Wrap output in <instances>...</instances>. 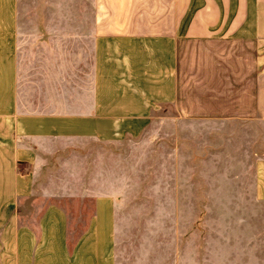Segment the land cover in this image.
Listing matches in <instances>:
<instances>
[{"label": "crops", "instance_id": "1", "mask_svg": "<svg viewBox=\"0 0 264 264\" xmlns=\"http://www.w3.org/2000/svg\"><path fill=\"white\" fill-rule=\"evenodd\" d=\"M91 1L90 21L56 32L43 8L27 31L19 0H0V264H164L132 239L139 227L126 224L118 179L94 182L95 209L75 232L72 214L55 202L75 196L71 183L37 181L59 140H119L161 104H172L174 116L264 119V0ZM57 40L94 43L95 83L87 93L67 78L60 99L42 87L29 110L26 43ZM101 74L120 90L111 102ZM38 192L48 203L30 219L24 208Z\"/></svg>", "mask_w": 264, "mask_h": 264}, {"label": "rangeland", "instance_id": "2", "mask_svg": "<svg viewBox=\"0 0 264 264\" xmlns=\"http://www.w3.org/2000/svg\"><path fill=\"white\" fill-rule=\"evenodd\" d=\"M19 8L27 31L33 28L36 10L43 8L47 23L61 32L77 29L65 26L70 21H90L92 1L19 0ZM93 44L27 42L26 108L32 109L42 87L47 96L64 97L71 77L77 89L84 85L89 93L95 83ZM35 66L42 73L34 72ZM111 79L100 75L107 99L120 92ZM176 113L172 104L152 107V116L135 123L136 131L119 140H59L56 153L47 156L50 168L38 174L37 181L71 183L75 196L55 202L72 214L77 232L95 209L91 192L101 186L94 182L118 179L127 197L126 224L139 227L132 239L153 247L158 263L264 264V119H202ZM47 203L38 192L37 200L26 202L27 217Z\"/></svg>", "mask_w": 264, "mask_h": 264}, {"label": "trees", "instance_id": "3", "mask_svg": "<svg viewBox=\"0 0 264 264\" xmlns=\"http://www.w3.org/2000/svg\"><path fill=\"white\" fill-rule=\"evenodd\" d=\"M24 164H25V162H23V161H18L17 165H18V169H19L20 171H23L22 166H23Z\"/></svg>", "mask_w": 264, "mask_h": 264}]
</instances>
